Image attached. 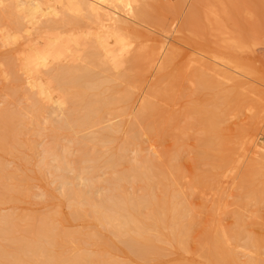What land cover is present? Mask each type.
<instances>
[{"label":"bare ground","instance_id":"6f19581e","mask_svg":"<svg viewBox=\"0 0 264 264\" xmlns=\"http://www.w3.org/2000/svg\"><path fill=\"white\" fill-rule=\"evenodd\" d=\"M146 2L0 0V47L17 45L16 49L13 48L15 51L0 61V75L13 83L7 86L5 82L4 85L13 100L6 98L4 105L0 106V204L18 201L24 194L28 196V187L24 188V182L29 179L25 170H28L26 166L34 158L31 154L39 155L35 161L41 175L45 178L52 176L53 181L57 182L56 188H48L46 194L43 193L46 200L60 199L58 203L54 202L55 207L52 205L53 208L41 212L1 209L0 264H133L119 257V244L114 238L124 244L123 250L128 256L146 264L162 261L166 256L164 243L188 253H199L208 264H264V236L248 235V247L254 250L247 253L245 259L228 245L231 237L237 240L243 235L241 232H231L226 227L214 231L206 226L202 236L200 234V245L192 244V225H195L196 216L193 204L187 202L188 198L178 188L180 161L174 162L169 157L159 163L152 153L150 156L139 151L129 157V146L140 142L136 135L137 126L132 125V121L133 134L127 136L117 149L113 143L118 138L121 124L112 126L111 119V125L93 130L111 112L119 114L122 110V116L128 115L126 113L136 97L134 90L144 81L142 71L149 68V63L153 64L163 49L161 45L160 51L153 46L146 50L143 47L145 43L135 47L137 38L134 37L139 36V39L144 34L142 30L137 31L140 35L137 32L134 34L135 19L165 25L163 18H157L159 15L156 17L149 11ZM236 31L233 41L238 46L246 47V37ZM125 65H129V68ZM123 66L130 71L139 70L136 73L123 72ZM221 67V71L227 69H224L225 65ZM159 70L161 74L153 88L149 89L148 97L144 98L146 93L143 100L138 97L139 101H143L138 119L146 121L153 132L164 134L171 117L165 120V105L162 106L160 102L172 90L166 88L165 83L170 75L163 74V65ZM206 81L202 79V84L210 87ZM214 84L219 86V83ZM154 97L157 102L152 100ZM206 107L207 110L210 108ZM200 111H203L202 107ZM205 112L210 116L211 110ZM135 113L133 111L134 116ZM212 116L216 117L215 113ZM215 121L204 125L206 136L201 144L203 159L223 167L227 147L219 136V125ZM91 128V131L84 133ZM71 144L74 146L69 147ZM73 147L75 151L71 153ZM25 149L32 153L28 155ZM2 154L17 156L24 162V169L10 165ZM174 159L177 160L176 157ZM123 162L128 164L121 168ZM103 168L108 170L109 176L101 179L104 182L101 185V177L97 174ZM250 173L247 175V192L256 199L262 196L264 183L255 185L256 179L253 180V173ZM96 177H100V184ZM137 181L141 182L142 193L129 190L128 184L134 187ZM157 187L161 189L160 192L156 191ZM63 204L70 208L68 215H63L60 210L59 206ZM72 220L87 222L88 228H66L64 223ZM207 262L180 257L170 264Z\"/></svg>","mask_w":264,"mask_h":264},{"label":"rangeland","instance_id":"374dc122","mask_svg":"<svg viewBox=\"0 0 264 264\" xmlns=\"http://www.w3.org/2000/svg\"><path fill=\"white\" fill-rule=\"evenodd\" d=\"M145 2L149 4L147 8L153 15L156 17L159 15L157 18H163L165 25L160 26L154 21L147 23L142 20L143 24L140 19H138L140 22L135 19L133 22L136 23L133 27L136 28L134 34L138 30H142V33L147 34L144 37V34L140 33L143 37L140 36L139 39V36L134 37V39L137 38L135 39L137 41L134 42L135 47L139 43H142V45L145 43L143 47H146L144 48L146 50H149L152 46L159 48L161 45L163 49L157 48L159 51L161 50L160 53L157 52V49L155 51L159 54L155 60L157 63L155 61L151 65L149 63V68L147 67L145 72L142 71V74L144 73L143 76L145 75L144 81L140 87L134 90V97L136 96L134 98L135 104L133 103L132 107L129 108L128 113H126L128 115L124 114L122 116V110L117 109V111H121L119 114L111 112L110 115H106L107 118H105L104 122L101 125L93 127V130H99L101 127H107L111 124L112 126L118 123L121 124V130L117 132L118 138L113 143V147L117 149L124 143L127 136L133 134L131 133L133 130L130 125H135V127L137 126L136 130H139H137L136 135L138 136L137 140L140 142L129 146V157H133V155H136L135 151H139L149 155L152 153L155 157L154 159L158 162L160 161L159 163L167 160L169 157L173 158L174 162L180 161L178 164L181 174L178 180V188L188 198L187 202L189 201L190 205L193 204V213L196 216L195 225H192L194 227L192 230L194 235L191 240L192 244L200 245L199 242L202 239L204 227L207 226V228L214 231L218 228L223 229L226 227L231 232H241L243 235V238L241 237L237 240L231 237L228 245L237 252H240L239 255L242 259H245L247 253L254 250L253 247H248V235L264 236V191L262 192V196L256 199L248 195L249 193L247 192L248 173H253L252 178L253 180L256 179L254 181L255 185L261 186L264 183V0H143V3ZM207 9H213V12ZM205 15L209 16L205 17ZM237 21L238 23L236 24ZM236 30L246 37L245 44L247 48L245 45H239L243 47L240 48L233 41V36L237 32ZM137 33L140 35L139 32ZM13 48L16 49L17 45L0 47V61L11 54V51H15ZM162 55L164 57L161 59ZM158 59H161V64H159ZM162 65L164 69L163 74L170 75L168 76L169 78L167 77L169 79L168 83L167 78L165 79L166 88L170 87L172 91L160 103L162 106L165 105L163 107L165 110V120L168 117L171 118L170 121H167L170 125L167 127L166 132L158 134L150 130V125L146 121L143 122L141 119H138V114L143 102L141 100L148 97L147 95H149L151 88H153L152 86L157 82L161 74L159 68ZM224 65L226 66L224 69H227L221 71L219 68ZM125 67L122 70L123 72L126 70V72L133 73L134 71L136 73L139 70L130 71L126 69L129 68V65ZM195 69L199 70L197 71L198 73ZM119 72L121 71L119 70ZM202 72L204 73L201 75ZM199 75L203 77H199ZM196 76L198 77L196 78ZM209 78L210 80H208ZM215 78L219 80H214ZM202 79H206V82L210 83V87L203 85ZM214 81L219 83V86L214 84ZM5 82L7 86L13 84L11 79H3V77L0 79V106L4 105L6 98L10 97L9 99L13 100L8 95V89L4 86ZM212 84H214V87ZM222 96H225V98L223 99ZM138 97L139 99L142 97L140 101ZM154 98L152 100L157 102V98ZM218 101L220 104L217 103ZM223 103H225L224 106ZM213 105H215L214 108H211ZM218 105H220L219 108H217ZM206 106H210L211 109L208 108L207 110ZM201 107L203 111H200ZM209 110H211V113ZM133 111L137 113H135V116L133 115ZM205 111H208L210 116ZM213 113H215L216 117H219L216 119L215 116H212ZM116 115L118 116L116 117ZM220 115L223 116L220 117ZM137 121H139V124ZM213 121L218 123L219 136L226 142V163L223 167H217L215 163V165L213 164V161L207 162V160L203 159L201 144L203 138L206 136L204 129L206 126L204 125ZM141 124H147V126L141 127ZM91 130L92 128L86 130L84 133H88ZM72 146L74 145L71 144L69 147ZM74 149L73 147V152L71 151V153H74ZM25 150L29 152H26L28 155L32 153L30 150ZM2 155L10 165L14 167L20 166L24 169V162L17 158V156L13 154ZM31 155L34 158H32L30 165L26 166L28 170H25L28 171L29 179L24 182V188L28 187V193L31 195L28 194L27 196V194H24L18 201L0 204V211L1 209L8 211L17 208L18 211L41 212L42 210L45 211L46 209L53 208L54 202L55 204L59 202L60 199L58 198L49 202L46 200L44 194H46L48 188H56L57 182L53 181L52 176L45 178L41 175L38 168H36L37 162L35 161L37 158L39 159V155ZM159 157L160 159H158ZM175 157L177 160L174 159ZM35 162L36 164H34ZM127 164L128 162H123L120 167H126ZM73 174L72 176H74ZM97 175L101 177H96L98 183L100 184V181H102L101 185H103L104 182L101 179L105 180V177L109 176V172L103 168L98 171ZM128 186L131 191L143 192L140 181L135 182L134 187L130 183ZM160 190L159 187L156 188L157 192H160ZM59 207L63 215L70 213V208L66 204ZM64 225L66 228H74L73 230L77 228L85 230L88 228L87 222L76 220H72L71 222L66 221ZM114 240L119 244L117 254L121 259L129 260L133 264H146L140 259L133 260L135 258L133 256L131 258L123 250L124 244L116 238ZM163 246L167 249L164 250L166 256H163L162 261L156 262V264H170L178 261L180 257L187 260L194 258L195 261L202 263L207 262L199 253H195L194 251L188 253L170 243H164Z\"/></svg>","mask_w":264,"mask_h":264}]
</instances>
